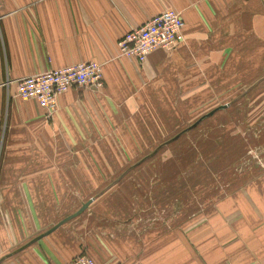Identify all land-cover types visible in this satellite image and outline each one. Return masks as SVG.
<instances>
[{
	"label": "crops",
	"instance_id": "obj_1",
	"mask_svg": "<svg viewBox=\"0 0 264 264\" xmlns=\"http://www.w3.org/2000/svg\"><path fill=\"white\" fill-rule=\"evenodd\" d=\"M166 10L181 14L185 42L142 66L120 56L119 40ZM88 62L103 65L104 86L68 90L51 116L19 96L25 77ZM263 63L264 0H0V264H264V176L235 180L201 216L148 226L109 202L97 215L95 199L110 190L113 146L146 144L148 112L176 115L163 106L256 79Z\"/></svg>",
	"mask_w": 264,
	"mask_h": 264
},
{
	"label": "rangeland",
	"instance_id": "obj_2",
	"mask_svg": "<svg viewBox=\"0 0 264 264\" xmlns=\"http://www.w3.org/2000/svg\"><path fill=\"white\" fill-rule=\"evenodd\" d=\"M260 68L256 79L211 82L208 96L175 98L178 104L163 106L177 108L176 115L148 112L145 145L113 146L110 190L94 197L103 204L96 214L123 212V223L144 219L147 226L154 217L179 220L190 211L201 216L205 200H218L235 180L244 185L264 176V63ZM157 117L161 128H155ZM168 122L177 127H163Z\"/></svg>",
	"mask_w": 264,
	"mask_h": 264
},
{
	"label": "built area",
	"instance_id": "obj_3",
	"mask_svg": "<svg viewBox=\"0 0 264 264\" xmlns=\"http://www.w3.org/2000/svg\"><path fill=\"white\" fill-rule=\"evenodd\" d=\"M184 26L179 12L166 10L125 34L118 42L119 54L142 66L153 51L161 49L169 52L182 45L185 42ZM103 86V65L88 62L25 77L18 81V92L22 99L36 101L51 116L57 109L59 96L68 90L100 89ZM69 264L96 263L88 255L81 254Z\"/></svg>",
	"mask_w": 264,
	"mask_h": 264
},
{
	"label": "water",
	"instance_id": "obj_4",
	"mask_svg": "<svg viewBox=\"0 0 264 264\" xmlns=\"http://www.w3.org/2000/svg\"><path fill=\"white\" fill-rule=\"evenodd\" d=\"M92 203V200H90V201H88L86 204H84L83 206H82V208L75 214L76 216L77 215H80V214H82L89 206H90V204ZM68 219V218H67ZM70 219V218H69ZM67 221V220H66Z\"/></svg>",
	"mask_w": 264,
	"mask_h": 264
}]
</instances>
